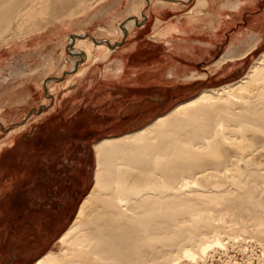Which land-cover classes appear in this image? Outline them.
Listing matches in <instances>:
<instances>
[{"label":"bare ground","instance_id":"1","mask_svg":"<svg viewBox=\"0 0 264 264\" xmlns=\"http://www.w3.org/2000/svg\"><path fill=\"white\" fill-rule=\"evenodd\" d=\"M77 1L83 0H0V48L35 31L48 9H72ZM134 11L122 24L126 35L135 20L140 24V15L146 19L145 11ZM70 38L77 69L65 82L73 87L93 64L94 50L96 60L106 58L117 44L86 33ZM259 42L256 34L231 43L214 67L250 56ZM39 44L38 38L14 44L0 54V67L5 55ZM113 61L105 76L121 73L122 60ZM202 77L207 74L194 68L186 76ZM94 151L92 188L59 237L58 250L34 264H178L182 257L195 262L198 254L240 236L255 237L264 251V52L238 81L204 89L141 129L103 138Z\"/></svg>","mask_w":264,"mask_h":264},{"label":"rangeland","instance_id":"2","mask_svg":"<svg viewBox=\"0 0 264 264\" xmlns=\"http://www.w3.org/2000/svg\"><path fill=\"white\" fill-rule=\"evenodd\" d=\"M145 1L83 0L72 9H48L35 31L20 34L0 48L2 55L16 43L40 41L35 49L5 55L7 77L0 79V89L3 80L5 90H10V96L0 102V264H34L49 250H58L59 237L93 186L96 142L141 129L204 89L238 81L264 52L230 62L239 70L228 77L187 80L183 76L180 82L140 85L130 77L135 75L130 74L129 62L144 63V54L155 49L152 44L160 37H151L155 29L171 19H193L197 3L184 0L173 7L154 0V6L166 5L162 14H156ZM134 9L138 15L145 11L146 19L140 15V24L135 20L125 35L122 24ZM81 33L108 38L117 46L98 60L99 52L94 50L96 56L83 80L69 87L68 72L77 69L72 66L74 55L68 52L70 36ZM135 48L144 53L130 54ZM155 51L150 66L161 59V49ZM121 55L128 63L123 79L107 80L102 76L106 64ZM200 69L206 71V66ZM231 241L210 248L204 257L198 254L195 262L182 257L178 264H263L264 251L255 237Z\"/></svg>","mask_w":264,"mask_h":264},{"label":"crops","instance_id":"3","mask_svg":"<svg viewBox=\"0 0 264 264\" xmlns=\"http://www.w3.org/2000/svg\"><path fill=\"white\" fill-rule=\"evenodd\" d=\"M199 1L204 4L203 6H207L208 11H201L202 8L197 7V4L200 3L197 0L196 5L193 7L194 12H192L193 8L191 9L192 13H196L193 19L188 21L171 19L164 27L155 29L151 37L154 39H156L155 36L157 35L160 37H157L158 39L152 44L155 49L149 50L147 54H144L145 58L142 60L145 62L140 64L129 62L131 65L130 70L132 71L130 74L135 75L134 77L130 75L131 78L144 86L152 84L164 85L175 82V80L180 82L183 76L186 78L187 72H190L191 69L194 68L201 71L200 68L203 65L206 66V71L201 72L208 73V77H206L208 80L212 76L215 77L217 75H226L228 77V75H234L238 72L239 69L236 68L235 64H230L229 62L219 68L214 66L215 62L223 56L231 43L239 44L241 40L257 34L260 42L253 53H260L264 49V0ZM168 4L173 5V7L176 6L173 3ZM159 6L162 7L160 8ZM165 6L156 5L153 8L156 14L157 11H161L162 14V9ZM157 18L159 20L157 19L156 25L160 21V18ZM221 21L222 23L220 24ZM160 49L162 51L161 59L154 66H150L149 59L157 54L155 50ZM135 53L141 54L144 52L139 48H135L130 52V54ZM118 57L122 60L121 64L124 67L118 75L105 76L104 70L102 76L107 80L123 79V75L126 73L128 63L125 56L121 55ZM6 62L3 61L0 67L2 79L7 77L8 65ZM229 64L230 69L228 68ZM209 67L213 68V71H209ZM4 84L2 80L0 102L6 95L10 96V90H5L7 88ZM175 85L177 84L175 83ZM1 110L3 112V106Z\"/></svg>","mask_w":264,"mask_h":264},{"label":"water","instance_id":"4","mask_svg":"<svg viewBox=\"0 0 264 264\" xmlns=\"http://www.w3.org/2000/svg\"><path fill=\"white\" fill-rule=\"evenodd\" d=\"M126 35V34H125Z\"/></svg>","mask_w":264,"mask_h":264}]
</instances>
